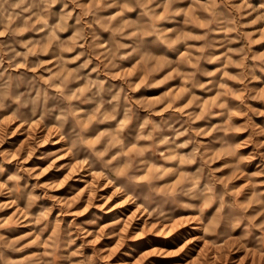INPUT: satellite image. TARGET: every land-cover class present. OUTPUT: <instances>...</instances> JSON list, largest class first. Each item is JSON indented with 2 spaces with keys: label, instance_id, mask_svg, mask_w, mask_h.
<instances>
[{
  "label": "clouds",
  "instance_id": "clouds-1",
  "mask_svg": "<svg viewBox=\"0 0 264 264\" xmlns=\"http://www.w3.org/2000/svg\"><path fill=\"white\" fill-rule=\"evenodd\" d=\"M0 264H264V0H0Z\"/></svg>",
  "mask_w": 264,
  "mask_h": 264
}]
</instances>
